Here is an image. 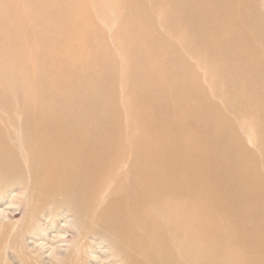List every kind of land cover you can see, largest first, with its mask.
<instances>
[{
    "label": "bare ground",
    "instance_id": "6f19581e",
    "mask_svg": "<svg viewBox=\"0 0 264 264\" xmlns=\"http://www.w3.org/2000/svg\"><path fill=\"white\" fill-rule=\"evenodd\" d=\"M63 1L64 3L58 5L71 6L81 19L84 8L74 5L72 0L70 3ZM36 6L40 7V12L47 18L53 3L37 4L36 0ZM14 8L18 9V6L10 7ZM229 9L238 11L235 16L242 18L244 4L240 0H236L235 6ZM13 23L11 32L19 38H13L14 41L19 45L20 42L24 44L19 48V56L30 58L34 53L31 40L35 39V36L25 42L21 39L22 34L33 36L38 32L36 24L28 18ZM88 25H93V18L89 19ZM79 30V28L73 30L72 39L63 41L61 56L57 58L54 53L50 54L48 64L45 65L48 68L46 77L33 80L31 84L19 78L16 80L21 83L26 102L24 120L19 126L16 120L8 121L11 120L14 127L17 125L22 135V146L36 153L38 162L33 168V173L41 177L32 184L33 193L40 195L45 193L48 198L42 201L48 204L51 200L59 198H63L67 203L77 199L86 200L87 197H84L87 194L97 191L98 194L91 198L98 201L100 200L98 197L104 198L106 193H102V189L100 192V188H105L102 186V180L107 178L112 181L115 190L119 191L121 196L118 198L108 196V200L105 198L104 204L108 210L105 209L96 221L120 237L119 242L121 247L125 248L130 264H179V262L264 264V213L260 214L263 218L261 219L254 214L256 211L252 212L255 216L252 219L258 224L254 221L257 225L251 227L248 226L253 222L242 218L246 220V224L247 221L250 222L246 227L243 225L244 220L238 219L243 209L237 206L238 200L241 201L240 197L248 198L249 201L245 200L248 203L264 198V70L251 62L239 66L240 72H246L253 77L251 84H247L243 76L237 77L232 70L225 72L224 75L228 79L237 82V86L232 89L235 94L230 96L239 98L238 101L227 103L226 106L225 103L223 105L222 102L217 103L210 99L203 105L201 103L190 105L188 101L178 100L174 96L173 107L167 110L161 104L153 108L158 102L157 99H153L155 97L153 92L139 95L135 101L141 105L139 107L148 108L146 109L148 113L143 116L139 114L140 111L134 112L129 121L136 131L128 133V130L124 131L128 124L122 122L123 117H129L128 111L120 114L111 108L104 119L95 115L84 117L74 110L79 104L84 105V97L76 106L75 103H71L72 101L59 102V93L53 84L56 83L55 79L61 82L63 80V83L65 79L69 83L76 78L85 79L92 97L98 96L96 89L100 76L91 74L92 62L88 58L85 59L83 54L90 45L91 31ZM103 36V33L99 34V39L102 40ZM248 36L249 40L250 34ZM221 39L220 36L217 37V40ZM223 44L226 48H233L236 53L240 51L244 54V48L237 41H225ZM132 45L137 48L135 42ZM245 45L251 47L249 41ZM98 53L99 49L96 48V56ZM250 54L244 56L250 59ZM258 60V63L264 66V55L261 57L260 52ZM33 67L28 66L26 71L29 72ZM155 67L148 74L139 75V78L143 79L142 83L155 84L158 81L160 77H156L157 70L161 69ZM200 67L206 72L205 75L220 72V68L211 67L210 64ZM4 72L12 73L6 68L0 71L1 74ZM196 76L201 78L198 73ZM259 77L263 80L256 82ZM13 78L4 75L3 81L6 86L11 87ZM43 81L47 83H42ZM220 81L224 82V79L220 78L217 82ZM158 83H162L161 79ZM181 86L182 84L178 88ZM174 88L172 86V89ZM22 91L19 89L21 94ZM76 91H78L76 87L70 88V96L72 97ZM250 91L257 93V97L251 102L256 109H247L249 102L243 98L242 94ZM217 93L216 91L215 94ZM220 97L225 101V97L222 95ZM184 99L187 100L186 97ZM97 101L102 100L99 98ZM150 101H154L155 104H151ZM4 105V99L0 97V109H3ZM64 107L68 108L64 110ZM204 107L209 110L213 121L206 122L200 127L199 122L208 121L205 119L209 118L202 110ZM222 110H230L239 119L237 121L225 119ZM162 116L166 119L158 123L162 125L160 132L163 136L155 135L157 137L155 139L146 123L141 124L144 120L140 121V118ZM244 116L248 119L257 117L260 121L253 119L252 123L241 124L240 119ZM168 118L170 121H167ZM253 125L258 127L260 125L261 130L263 129L262 133L258 128L262 134L260 133L256 147H250L246 141L244 142L245 137L254 140ZM163 127H166L167 134L163 133ZM233 130L239 131L238 135L231 134ZM164 141H167L170 147L164 148ZM182 147L186 149L185 152L182 151ZM15 153L17 152L11 147L9 136L0 129V172L13 176L20 169L13 158L16 156ZM165 156L171 158L168 160ZM63 166L67 169H63ZM211 185L215 186V190H212ZM244 202L242 200V203ZM87 204L86 202L84 208ZM229 207L231 209H228ZM0 213L4 215L3 211ZM231 215L237 217L239 220L237 222L241 221L240 224L245 228L236 222L239 230L235 225H230ZM125 220L129 222L127 225L123 224L126 226H118V223ZM134 226L154 231L153 241L163 242L162 246L156 245L157 249H154L150 245L154 244L152 241H144L142 246V240L138 239L134 242V249L128 248L131 244L127 242V237L130 234L135 235ZM138 237L146 240L140 234ZM167 242L168 245H165ZM173 248L181 250L178 258L171 256ZM54 251L53 249L51 254Z\"/></svg>",
    "mask_w": 264,
    "mask_h": 264
},
{
    "label": "rangeland",
    "instance_id": "374dc122",
    "mask_svg": "<svg viewBox=\"0 0 264 264\" xmlns=\"http://www.w3.org/2000/svg\"><path fill=\"white\" fill-rule=\"evenodd\" d=\"M72 1L74 5L84 8L81 19L71 6L58 5V3H64L63 0H37V4L53 3L47 18L40 12V7H35L36 0H0V71L6 68L7 71L12 72L11 74L0 73V97H3L5 102L3 109H0V129L9 136L10 145L17 152L13 157L14 161L20 168L13 176L0 172V211L4 212V215L0 213V264H130L125 248L121 247L119 242L120 237L112 234L108 227L96 221L105 209L108 210L104 204L105 198L121 196L120 192L115 190L112 181L107 178L102 180V186L105 188H100L103 190L100 192L106 193L104 198L98 197L100 199L98 201L91 198L98 194L94 191L84 197H87L86 200L77 199L67 203L63 198H59L54 200L55 203L51 200L46 204V201H42L48 198L45 193L40 195L32 191V184L41 177L33 173V168L38 162L36 153L22 146V135L17 125L14 127L11 120L8 121V119L16 120L19 126L24 120L26 102L21 83L16 80L19 78L31 84L33 80L46 77L48 68L45 65L48 64L50 54L54 53L56 57L61 56L60 49L63 41L67 42L73 38V30L79 28L81 32L91 31L90 45L83 54L85 59L88 58L92 62L91 74L100 76L96 89L98 96L92 97L86 87L85 79L76 78L71 83L67 79L64 83L63 80L61 82L55 79L56 83L53 84L59 93V102L72 101L71 103H75L76 106V103L84 97V105L79 104L74 108L84 117L95 115L104 119L111 108L120 114L128 111L129 117L122 119L123 123L128 124L124 127V131L128 130V133L136 131L129 121L133 113L140 111L139 114L143 116L148 113L146 110L148 108L139 107L141 105L136 103L135 98L139 95L153 92L155 94L153 99L158 100L156 104L150 101L151 104H155L153 108L161 104L167 110L173 107L174 96L178 100L188 101L190 105L197 103L203 105L210 99L213 102H222L223 105L225 103L226 106L227 103H234L239 98L230 96L235 94L232 89L237 86V82L228 79L224 75L225 72L232 70L237 77L243 76V80L251 84L253 77L246 72H240L239 66L251 62L264 70V66L258 63V53H261V57L262 54L264 55V0H240L244 4L240 19L235 16L238 11L229 9L235 6L236 0ZM70 2L71 0H65V3ZM14 5L18 6V9H10ZM24 18L32 19L36 24L35 28L38 29L33 36L22 34V42L35 36V39L31 40L34 53L30 58L19 56V48L24 44L20 42V46L16 43L13 38L17 37L11 32L14 27L13 21H21ZM91 18H93V25L89 26ZM101 33L104 35L102 40L99 39ZM214 35H216L215 38ZM219 36L221 40H217ZM233 40L244 48L245 55L251 53L250 59L240 51L236 53L233 48H226L223 44L225 41ZM248 41L251 47L245 45ZM133 42L137 44V48L132 45ZM96 48L99 49L97 56ZM209 64L211 67L220 68V72L205 75L206 72L200 65L206 67ZM32 65L33 69L27 72L26 68ZM153 67L161 69L157 70L156 77H160L158 81L161 79L162 83L159 84L158 81L155 84L142 83L143 79L141 80L139 75L148 74L149 71H153ZM196 73L201 78H197ZM4 75L14 77L11 87L4 83ZM220 78H223L224 82H217ZM261 80H263L262 77H259L256 82ZM45 81L49 82V80ZM180 84L182 86L179 89ZM172 86L175 88L172 89ZM72 87H76L78 91L73 92L71 97L69 89ZM216 91L217 94H215ZM253 92L242 94L243 98L249 102L247 109H256L251 105L257 97V93ZM221 95L225 97V101L220 97ZM185 97L187 100L184 99ZM99 98L101 102L97 101ZM136 104L139 105L136 106ZM67 108L64 107V110ZM202 110L210 118L209 110L206 107ZM222 111L225 119L229 121L239 119L230 110ZM162 117L140 118V121L144 120L141 124L146 123V127L154 134L155 139H157L156 136H163L160 132L162 125L158 123L166 119ZM209 118L205 119L208 121H200V127L206 122L213 121ZM253 119L259 120L257 117L248 119L244 116L240 121L241 124H249L254 122ZM167 121L170 119L168 118ZM258 128L263 133L264 128L261 130L260 125L259 127L253 125L254 140L244 138V142L246 141L245 143L250 147H256L259 141L261 132ZM162 131L164 134L168 133L166 127H163ZM238 132L233 130L230 133L234 135ZM168 147H170L169 143L164 141V148ZM185 150L182 147V151L185 152ZM165 157L168 160L171 158ZM64 168L67 169L63 166ZM211 186L212 190H215V186ZM243 198L240 197L241 201L237 202L238 208L243 209L241 215L238 214L241 216H238V219L242 221L245 218L250 219L253 223L247 221L248 224H246L244 220L243 225L247 227L250 223L248 227H251L257 223L252 219L255 217L254 214L261 218L260 214L264 213V198L250 201L251 203L246 202L248 198ZM242 200L243 202L246 200L244 203L250 204V207L247 208ZM86 202L88 204L84 208ZM90 204L95 206L91 207ZM242 214L245 216L243 217ZM235 216L233 218L231 215L230 225H235L237 228L242 222L238 223L239 220ZM128 223L125 220L118 223V226H126ZM242 227L245 228V226ZM133 228L135 235L130 234L127 237V242L131 244L128 248L134 249V242L138 239L142 240L141 245L144 241H152L154 244L150 245L154 249H157L156 245L162 246L163 242L153 241L155 240L154 231L139 229L136 226ZM139 234L146 240L140 239ZM165 245H168V242ZM53 249L55 251L51 254ZM180 251L173 248L171 256L178 258ZM179 264L187 263L179 262Z\"/></svg>",
    "mask_w": 264,
    "mask_h": 264
}]
</instances>
